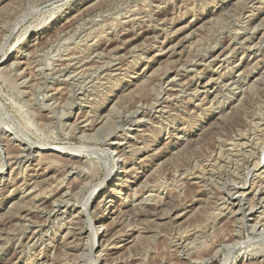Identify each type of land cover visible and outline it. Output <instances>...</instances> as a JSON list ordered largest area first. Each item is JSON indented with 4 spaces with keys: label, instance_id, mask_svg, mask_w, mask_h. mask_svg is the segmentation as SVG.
Returning a JSON list of instances; mask_svg holds the SVG:
<instances>
[{
    "label": "rangeland",
    "instance_id": "obj_1",
    "mask_svg": "<svg viewBox=\"0 0 264 264\" xmlns=\"http://www.w3.org/2000/svg\"><path fill=\"white\" fill-rule=\"evenodd\" d=\"M77 1L0 0V264H264V0Z\"/></svg>",
    "mask_w": 264,
    "mask_h": 264
},
{
    "label": "bare ground",
    "instance_id": "obj_2",
    "mask_svg": "<svg viewBox=\"0 0 264 264\" xmlns=\"http://www.w3.org/2000/svg\"><path fill=\"white\" fill-rule=\"evenodd\" d=\"M83 1H87V0H78L77 2L79 3V2H83ZM104 3V2H103ZM96 5V4H95ZM94 6V5H93ZM150 10V9H149ZM120 22V21H119ZM69 28V27H68ZM178 31H180V30H178ZM131 39V38H130ZM176 44V43H175ZM173 45V44H172ZM77 59V58H76ZM14 64V63H13ZM112 65V64H111ZM94 68V67H93ZM9 71V70H8ZM76 74V73H75ZM97 78V77H96ZM83 87V86H82ZM1 105V107H2V103L0 104ZM4 108V107H3ZM2 108V109H3ZM5 110V109H4ZM3 110V111H4ZM7 127V126H6ZM14 127V126H13ZM12 128H10V129H8V130H11ZM14 129H15V127H14ZM13 131V130H12ZM11 131V132H12ZM6 132H9V131H6ZM20 132V133H19ZM11 135H15L16 136V138L18 137V138H23L24 140H25V142H20V144L21 145H23L24 146V149L26 150V151H28L29 153H35V152H42V151H44V148L42 147V146H44V145H42V144H40L39 146H36V144L35 143H33L32 142V140L29 138V136L27 135V134H24L23 132H21V131H19V129H18V131H14V134H13V132L12 133H10ZM7 138V137H6ZM16 150V149H15ZM66 150H68V151H66ZM93 150V149H92ZM47 151H52V152H54L55 154H64V155H66V156H70V157H73V158H77V157H79V156H77L76 154H75V152H81L80 150L79 151H77V150H75V149H67V148H64L63 146L61 147V146H55V147H52V148H49ZM94 151V150H93ZM95 153V152H94ZM26 154V153H25ZM95 173V172H94ZM96 174V173H95ZM259 190V189H258ZM46 192V191H45ZM69 192V191H68ZM37 194V193H36ZM90 202H91V197L89 198V199H87L86 201H85V203H84V205H82L83 207H84V209H82L85 213L89 210L88 208H89V206H90ZM112 205H113V200H111V201H109L108 202V208L107 209H109V208H111L112 207ZM82 211V212H83ZM237 211V210H236ZM106 213V212H105ZM104 213V214H105ZM87 214V213H86ZM104 214H102L97 220H90L91 221V225L90 226H92V230L94 231L93 233V237H94V241H95V245H96V243H98L97 241H98V239L100 238V236H99V232L103 229V227H104V225H102L101 223H102V221H103V219H104ZM86 216V215H85ZM88 217H89V214L87 215ZM84 218H86V217H84ZM97 225H99L98 227H97ZM92 234V233H91ZM94 250V249H93ZM93 252V251H92ZM93 254V253H92ZM228 262V261H227ZM227 262H226V264H227Z\"/></svg>",
    "mask_w": 264,
    "mask_h": 264
}]
</instances>
